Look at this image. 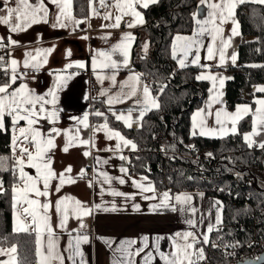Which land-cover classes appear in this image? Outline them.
<instances>
[{"label": "crops", "instance_id": "obj_1", "mask_svg": "<svg viewBox=\"0 0 264 264\" xmlns=\"http://www.w3.org/2000/svg\"><path fill=\"white\" fill-rule=\"evenodd\" d=\"M44 2L47 16L40 19L39 22L31 23L29 21L28 27L15 32L11 31L8 25L0 24V43L8 50L4 58L7 77L5 81H0V85L8 83L11 85L10 90H15L23 84L26 86V92L42 96L49 101L45 104L46 111L34 117L37 122L32 125V128L41 134L38 139L43 141L42 147L47 149L46 158L50 159V167L56 173V177L49 183L47 197H36L34 193H28L27 199H39L41 204L49 203L48 225L51 227L53 239L57 243V252L65 258L64 264H73V260L68 259L70 252L67 249L70 239L78 235L89 237L87 243L81 242L79 246L84 264H116L121 259L127 260V253L118 251L121 248L128 249L133 254L137 248H144L142 253L132 256L134 264H144V259L149 252L153 253L150 264H164L155 249L157 242L159 250L167 254L174 250L173 242L169 237L175 236L176 233L183 234L186 231H192L202 243L204 235H207L209 239L211 232L208 230L209 225H212L213 229L221 224V222L217 224V214L219 213L221 221L222 209L219 199L206 196L203 191L196 189H182L173 193L168 190L142 191L135 186L133 181L142 183L145 187L151 184L154 188V185L146 175L129 172L128 153L135 150L136 147L133 149L131 145H125L114 133H120L125 140L135 144L133 139L124 136L117 129L95 125L90 121L89 104L92 100H99L106 110L114 114L115 117L121 114L127 116L131 110V127L140 126L141 104L137 101L143 102V87L149 88V85L144 83L141 73L134 67L132 52L135 62L149 63L144 57L147 47L143 49V52H140L141 38L143 40L146 38L148 42H151L150 33L142 29L144 19L139 6H142L143 0H141V4L136 5V11L141 14L142 23L136 22L138 18L131 14L125 15L118 11L115 7L116 0H104L103 4L99 3V0H88V13L83 18H78L73 14L72 0L63 14L60 7L64 0H61L60 4L53 3L52 0H44ZM121 2L123 3V0ZM11 6L14 7L15 4L12 3ZM2 7V0H0V8ZM125 11L127 10L125 9ZM208 11L207 4L201 5L200 0H197L193 14H197V18L203 20L207 17ZM118 15L121 16L119 26L111 27L116 24ZM106 16L109 18L105 19ZM234 19L237 22L239 33L235 10ZM132 23H135V26L129 27V24ZM61 24L64 26L61 27ZM221 27L224 39L231 37V46L226 51L223 64L220 63L218 52L212 59L206 58L208 55L207 45L211 43V37L208 35L200 38L202 43L198 45L199 63L191 62L196 58L195 49L185 60V67L195 68V77L199 75L217 77L215 83L212 80H204L208 82V90L202 105L194 109L190 115V135H194V132L195 135H200L201 120H203V128L206 131L213 129L214 132L200 136L217 138L233 133L231 130L232 119L237 114L239 115L235 124L236 131L238 121L250 112L251 129L243 133V140L248 144L255 141L263 145L264 124L260 122V114L257 113V109L261 107L257 101L264 100V95L254 98L255 108L253 110L247 103H239L232 110L225 106L224 86L230 78L227 68L237 63L236 47L239 34L232 36L233 23L231 20L225 22ZM196 29L197 25L193 18L190 32L173 36L170 43L171 53L173 42L178 35L191 37ZM117 46L120 47L113 51ZM183 46L184 41H176L177 58L173 59L178 67H180L179 60L184 58ZM100 53L108 55L101 56ZM125 53L127 54V65L124 64ZM233 55L236 57L235 62L231 59ZM13 60L16 61L15 75L17 76L14 83L11 80ZM112 60L117 62L116 68L103 67L105 64L111 65ZM26 61L27 66L25 65ZM33 64H38L39 67H33ZM81 65L83 66L81 67ZM136 74L140 76L137 95L130 96L128 95L131 92L129 85L135 82L129 81V77ZM113 76H115V81L112 79ZM221 81H223L222 84ZM261 87H264V84L256 85L255 91L260 92L258 89ZM209 89H213V91L210 93ZM150 95L155 98L151 92ZM210 96L215 98V103L210 101ZM117 98L120 102H116ZM110 99L113 100L112 103H109ZM155 102L157 104L156 98ZM210 103L211 107H209ZM245 106L249 109L247 113L243 111ZM38 108L39 104H37ZM154 108L156 107H150V110ZM238 108L240 109L239 113ZM201 109L204 112L201 117H197V127L194 129L193 115ZM217 111L221 112V120L224 122L223 129L216 123ZM225 112L230 115L226 117ZM50 113H54V115H49ZM6 115L13 123L12 116L5 113L1 129H4ZM254 119L256 121L255 132L253 131ZM120 121L126 126L124 120ZM21 128L26 129L25 133L20 132ZM10 129L13 155L17 161L20 159L24 161V171L28 175L36 176V169L28 167V157L21 152V149H27L33 155L36 152L35 144L32 142L33 132L28 130L27 121L20 120L13 123ZM53 129H58L60 134L53 133ZM246 135L249 136L248 140L245 139ZM14 138L16 146L13 145ZM48 139L53 141V146L50 148L46 143ZM82 141H88V143H82ZM122 168L126 169V172H122ZM16 170L18 182L15 185L16 192H13V197L14 195L16 197L15 202L12 198V229L27 227L28 231H33L37 249V233L31 215L36 209L34 205L27 203V199L20 191L25 186V181L21 179L20 175V165L17 164ZM61 173L64 174L66 181L62 186L59 179ZM85 174L88 177H84ZM104 174L111 179L106 180ZM69 178L73 182L68 183ZM121 179L125 182L120 183ZM58 186L59 191L56 190ZM38 187L43 190V183L40 182ZM165 192L169 193L167 201L162 195ZM113 193H122L123 195H114ZM181 193L192 197L190 206L197 209L195 214L188 210L189 205H181L175 200V197ZM66 197L70 198V200L64 201L69 205L70 212L66 226L62 228L60 227L62 214L56 211V201ZM145 197L149 198L145 199ZM76 201H79L89 211V214L84 215L82 210L73 214L71 210L76 208ZM173 207H175V211ZM25 209H28L29 212L26 213ZM43 214V209H40L37 223L41 227V251L46 253L48 233L40 218ZM189 219L196 221L195 226L187 223ZM82 224L83 227H81ZM145 237H147L146 241ZM158 237L163 238L157 241ZM176 239L177 243H183L182 237ZM131 241H135V243H127ZM72 242L75 245V241ZM145 243H147V247H145ZM11 247L0 244V249L8 250ZM38 259L36 255L32 264H38ZM74 260L75 264H81L79 255H75ZM0 261L17 264L16 252L0 255ZM54 264H59V262L56 261Z\"/></svg>", "mask_w": 264, "mask_h": 264}, {"label": "trees", "instance_id": "obj_2", "mask_svg": "<svg viewBox=\"0 0 264 264\" xmlns=\"http://www.w3.org/2000/svg\"><path fill=\"white\" fill-rule=\"evenodd\" d=\"M196 2L157 0L147 8L139 6L142 29L154 38L152 59L146 64L135 62L132 52V61L142 78L148 77L159 107L147 111L139 127H126L99 100H92L88 111L95 125L117 129L133 139L136 149L128 153V168L150 178L154 190L196 189L219 199L221 224L212 229L207 245L199 242L195 247L203 252L210 249V264H226L230 259L220 248H211L214 243L238 242L243 259L264 250L251 242L264 240V147L251 148L243 140V133L251 129L250 112L238 121L233 133L217 138L190 135V115L202 105L208 82L196 79L195 68L176 65L170 43L176 34L191 31ZM72 12L78 18L86 17L88 0H72ZM235 17L240 29L237 63L227 68L230 78L225 82L224 102L229 110L239 103H247L253 110L254 98L264 95L255 91L256 85L264 84V4H238ZM4 66L2 58L0 81L7 77ZM12 124L6 115L4 129L0 128V244L15 245L17 264H32L36 257L34 232L12 229L13 188L18 182L17 160L11 149ZM169 155L174 159L169 160ZM210 173L218 174L219 189L203 178Z\"/></svg>", "mask_w": 264, "mask_h": 264}, {"label": "snow or ice", "instance_id": "obj_3", "mask_svg": "<svg viewBox=\"0 0 264 264\" xmlns=\"http://www.w3.org/2000/svg\"><path fill=\"white\" fill-rule=\"evenodd\" d=\"M53 3L60 4L61 0H52ZM157 0H143L142 6L147 8L149 3H155ZM246 2H255L264 4V0H200V4L204 5L207 4V7L209 9L208 15L205 19L201 20L197 18V14H193V18L196 22L197 29L194 30L193 35L191 37H184V36H177L173 42V51L172 55L173 58H177L176 56V41H184L183 46V59L179 60L180 67H185V60L187 57L193 53V49H195L194 55L195 59H193L191 62L193 64H198L200 59V52L199 47L202 43L201 37L208 35L211 37V43L207 45V59H212L217 52L219 53L220 57V63L223 64L225 61V54L227 49L231 46V37L228 39H224L223 37V29L221 25H223L225 22L231 20L233 23L232 28V36L238 35L237 31V22L234 19V10L237 7L238 4L246 3ZM14 3L15 6H11V4ZM70 3V0H64L63 5L60 7L61 13H65V8ZM101 3L103 4V0H101ZM3 7L0 8V24L8 25L11 29V31H19L23 28H26L29 26V21L31 23H37L40 19H43L47 16V8L45 7L44 0H2ZM141 4V0H123V3L121 0H116L115 7L118 9V11L122 12L125 15L131 14L132 16L138 18L136 22L142 23L143 20L141 18V14L136 11V5ZM125 9L127 11H125ZM109 17H105V19H108ZM59 19V17H58ZM121 20V16L118 15L116 17V24L111 25V27H117L119 26V22ZM61 27L64 25L61 24ZM135 23L129 24V27H134ZM129 38L131 39V36L129 34ZM12 43H15V41H12ZM120 46H117V48H114L113 51H116ZM51 51V50H49ZM101 56H106L108 54L106 53H100ZM2 59V58H0ZM35 59V58H33ZM110 59V56H109ZM233 62H235L236 57L233 55L231 57ZM124 64L127 65V54L125 53V61ZM12 72L13 75L11 77L12 82L14 83L17 79V76L15 75V65L16 61H12ZM25 65L27 66V61L25 62ZM33 67H39L38 64H33ZM83 65H81L82 67ZM94 68H95V61H94ZM112 67L116 68L117 62L115 60L111 61V65L105 64L103 67ZM198 80H212L215 83V80L217 77L211 76V75H199L196 77ZM113 81H115V76L112 77ZM129 81H134L135 83H132L129 85L131 88V92L128 94L130 96H136L137 95V85L140 82V76L139 74L133 75L129 77ZM223 81H221V84ZM25 85L21 84L19 88H16L15 90H10L11 85L8 83H5L3 85H0V127L3 126V117L5 113L12 116L13 123L20 120L27 121V124L29 126L30 131L33 132L32 136V142L35 144L36 152L35 155L33 153L28 152L27 149H21L22 154H26L28 157V167H32L36 169V176H30L24 171V161L22 159L17 161V164L20 165V175L21 179H24L25 186L20 191L24 194L25 198L27 199L28 193H34L36 197H47L49 195L48 188L50 181L56 177V173H54L50 167L51 161L50 159L46 158V152L47 149L42 147L43 141L41 139H38V137L41 136L40 132L34 128H32V125H34L37 121L34 119V117H37L39 113H43L46 111L45 104L49 103L44 97L42 96H35L31 94L30 92L25 91ZM213 89H209V92L211 93ZM260 92H264V87H261L258 89ZM52 94V93H50ZM143 95L144 99L143 102L137 101V103L141 104V110H140V117H143L144 113L148 110H150V107H159L158 104L155 102V98L151 97L150 90L147 86L143 87ZM222 95V94H221ZM127 98V97H126ZM210 101L212 103H215L216 100L212 96H210ZM113 100L110 99L109 103H112ZM116 102H120L117 98ZM37 104H39V108L37 109ZM257 104H259L261 107L257 109V113L260 114V122L264 124V100H258ZM209 107H211V103L209 104ZM240 109L238 108V113ZM243 111L247 113L249 111L248 107L245 106L243 108ZM204 112L203 109L198 110L193 115V128L195 129L197 127V117H201L202 113ZM49 115H54V113H50ZM96 115H101V113H96ZM224 115L227 117L230 114L224 113ZM118 120H124L126 126L131 127L132 126V115L131 110H129V113L127 116L124 114H121L116 117ZM236 119H239V115L237 114L236 117L232 119V131L235 132V124ZM216 123L221 125V128L223 129L224 122L221 120V112H216ZM255 124L256 121L254 119L253 121V131L255 132ZM87 126V125H85ZM26 129L21 128L20 132L23 134L25 133ZM53 133L59 135L58 129H53ZM214 132L213 129H208L207 131L203 128V120H201V130L200 135H209ZM196 134L195 132L193 133ZM116 137H118L120 140L124 142L125 145H131V147L134 149L136 145L129 140H125L124 137L120 135V133L116 132L114 133ZM25 139L27 140V137L25 136ZM245 139L248 140L249 136H245ZM15 140V138H14ZM48 147L53 146V141L51 139L47 140ZM82 143H88V141H82ZM251 146V145H250ZM264 147V145H261ZM65 151H67V148H65ZM87 155V153H85ZM68 171H71V169H68ZM122 172H126V169H121ZM105 179L110 180V177H107L106 174ZM60 179V185L62 186L66 181L64 179V174L61 173L59 175ZM146 179V178H142ZM42 182L43 183V190H41L40 187H38V184ZM68 183L73 182L70 178L67 181ZM125 181L123 179L120 180V183H124ZM136 187L142 189V191L149 192L154 191V188H152L151 184L148 185V187H145L142 183H137L136 181H133ZM59 191V186L56 189ZM13 192H16L15 187L13 188ZM114 195H123L122 193H113ZM165 201L169 199V193L165 192L162 194ZM202 195V194H201ZM149 197H145V199H148ZM15 202V195L13 197ZM192 197L188 194H178L175 197V200L181 204V205H189V211L193 214L197 211L195 207L190 206V201ZM65 200H70V198H64L63 200L56 201V211L57 213L62 214V219L60 223V227H65L66 222L68 219V215L70 212L69 205L64 203ZM27 203L29 205H34L36 211H33L31 213L32 215V223L35 226L36 233H37V249H36V255L39 258L38 264H54V262L58 261L59 264H64L65 258L57 252V243L53 239V232L51 227L48 225V219L47 216V210L49 209V203H43L41 204L39 199H27ZM76 208L72 209V213L75 214L76 212L82 210L84 215L89 214V211L84 208L79 201L75 202ZM15 206V203H14ZM99 207V205H97ZM138 207V206H136ZM43 209V216L40 217L44 222V228L47 230L48 233V245L46 249V253H42L41 251V227L40 224L37 223V218L39 215V210ZM173 210L175 211V207H173ZM184 210L183 208L181 209ZM25 212L28 213L29 210L25 209ZM220 216L219 213L217 214V224H219ZM187 223L191 226H195L196 221L189 219ZM84 225L82 224L81 227ZM212 225H209V231H212ZM15 231H28L27 227H22L19 229H14ZM177 237H182L183 243H177ZM163 237H158L157 241L159 239H162ZM145 241L147 240V237L144 238ZM169 239L173 242V251L170 253H164L159 250V244L155 245L156 252L160 256V258L164 261V264H198L199 261L204 259L203 255V248L196 249L195 245L199 243L196 234L192 231H186L183 234L176 233L175 236L169 237ZM75 241V245H73L72 241ZM89 240V237L84 236H75L69 241V248L67 251L70 252V255L68 259L73 260V264H75L74 256L79 255L81 257V264H84L83 261V254L79 251V246L81 242L87 243ZM209 239L207 235H204L203 237V243H208ZM127 243H135V241L127 242ZM145 247H147V243H145ZM118 251H124L127 253V260H119L116 262V264H134V261L132 259V256L139 255L144 251V248H137L135 253L128 251V249H118ZM16 247L13 245L10 249L4 250L0 249V255H7L9 253H15ZM153 253L149 252L147 256L144 259V264H150V259L152 258ZM14 259V257H13ZM0 264H8L7 261H0Z\"/></svg>", "mask_w": 264, "mask_h": 264}, {"label": "built area", "instance_id": "obj_4", "mask_svg": "<svg viewBox=\"0 0 264 264\" xmlns=\"http://www.w3.org/2000/svg\"><path fill=\"white\" fill-rule=\"evenodd\" d=\"M104 1V0H103ZM99 3H101V0H99ZM8 53V50L5 46H3L0 43V57L1 58H5L6 55ZM1 69V67H0ZM149 80L148 77H146L144 79V83L148 84ZM251 145V146H250ZM249 147L251 148H259L261 145L258 142H252L250 144H248ZM157 152L161 151V147L156 149ZM180 154V153H177ZM169 160H173L174 159V155H169L168 156ZM130 172V170H129ZM84 177H88L87 174L83 175ZM218 174L215 173H210V174H205L203 176V178L205 179L206 182L211 183L214 189H219V183L218 181ZM247 204V203H246ZM251 242L258 244L259 246H261L262 248H264V240L263 239H253L251 240ZM207 245V244H206ZM211 248H220L221 251L225 254V256H227L230 260L226 263V264H234L236 261L238 260H242L243 259V252H242V247L238 242H223V243H214ZM264 251V250H263ZM204 255V259L199 261L198 264H210V249L207 251L203 252ZM238 258V260L236 259Z\"/></svg>", "mask_w": 264, "mask_h": 264}, {"label": "rangeland", "instance_id": "obj_5", "mask_svg": "<svg viewBox=\"0 0 264 264\" xmlns=\"http://www.w3.org/2000/svg\"><path fill=\"white\" fill-rule=\"evenodd\" d=\"M149 33V32H148ZM150 35H151V38H150V40H151V42H148L147 41V39L145 38L144 40H143V38H141V41H142V48H141V51L140 52H143V49L145 48V47H147V49L145 50V52H144V57H146L147 58V61L150 63L151 62V59H152V57H151V44H153V36H152V34L150 33ZM13 145H15V140H14V142H13ZM16 146V145H15ZM14 146V147H15ZM13 151L15 152V149L13 148ZM9 246H13V245H9Z\"/></svg>", "mask_w": 264, "mask_h": 264}, {"label": "water", "instance_id": "obj_6", "mask_svg": "<svg viewBox=\"0 0 264 264\" xmlns=\"http://www.w3.org/2000/svg\"><path fill=\"white\" fill-rule=\"evenodd\" d=\"M234 264H264V251L258 253L255 257L238 260Z\"/></svg>", "mask_w": 264, "mask_h": 264}]
</instances>
